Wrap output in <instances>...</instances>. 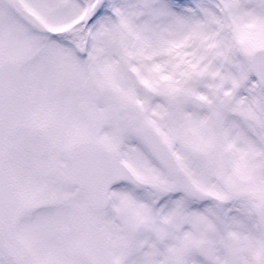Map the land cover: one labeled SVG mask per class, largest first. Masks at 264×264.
<instances>
[{"label": "snow or ice", "instance_id": "obj_1", "mask_svg": "<svg viewBox=\"0 0 264 264\" xmlns=\"http://www.w3.org/2000/svg\"><path fill=\"white\" fill-rule=\"evenodd\" d=\"M0 264H264V0H0Z\"/></svg>", "mask_w": 264, "mask_h": 264}]
</instances>
